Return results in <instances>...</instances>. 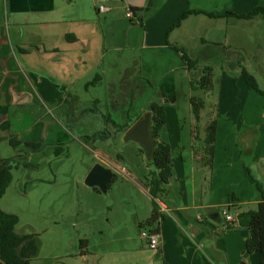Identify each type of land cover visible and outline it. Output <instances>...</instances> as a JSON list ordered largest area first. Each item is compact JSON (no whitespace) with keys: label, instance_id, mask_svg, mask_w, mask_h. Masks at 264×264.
Returning <instances> with one entry per match:
<instances>
[{"label":"crops","instance_id":"0c3cea01","mask_svg":"<svg viewBox=\"0 0 264 264\" xmlns=\"http://www.w3.org/2000/svg\"><path fill=\"white\" fill-rule=\"evenodd\" d=\"M99 3L100 0H0V146L9 144L11 137L41 145L48 140L59 141L53 138L56 132H65L59 125L61 120L74 124L80 132L84 110L93 103L87 104L84 94L103 84L109 76L108 66L118 68L120 74L115 76L125 80L121 88L130 87L131 100L134 86L141 96L147 86L155 90L153 101L165 103L168 124L161 130L160 140L171 143L176 152L174 179L156 199L159 212L165 216L155 227H150V232L160 236L158 251H151L146 240L144 247L139 248H131V243L124 247L109 245L110 242L102 240L93 249L84 240L87 253L85 256H81V250L77 253L80 264H240L241 261L249 264L251 256L246 253V241L250 213L262 202L263 195L256 191L246 175L245 164L240 162L244 148L241 136L247 137L246 151L253 146L252 166H259L263 174L264 144L249 145L252 142L249 130H238L242 122L239 114L238 120L230 116L237 108L233 102V80L223 73L205 91L209 120L203 128V148L195 152L182 146L183 122L175 108L187 96L180 88L187 84L192 90L193 74L177 48L197 61L200 69L213 67L214 63L221 65L222 60L236 68L234 62L240 59L244 66L243 48L232 45L228 29L250 25L261 18L244 20L210 15L223 16L230 12L244 15L264 6V0H113L107 3L109 11L103 14L97 11ZM126 3L133 8V20L125 16ZM187 12L199 14L189 15L180 27L173 29ZM232 47L235 49L231 50ZM130 66L136 68L133 85L129 82V72L133 69ZM97 74L104 76L101 83L89 85ZM243 79L239 76L236 81L245 87ZM117 96L112 102L118 103L119 108L102 106L107 100H94L100 101L104 113L110 115L105 125L122 132L118 125L125 127L128 120L132 122L140 114H133L134 117L126 112L125 94L123 99ZM195 99L191 95L187 99L192 121L191 144L198 134L192 112ZM76 118L78 122L72 121ZM202 119L201 116V122ZM22 120H29L24 129L18 126ZM213 122L216 134L211 156L204 150L208 128ZM0 154L3 155L1 147ZM96 154L106 168L130 174L119 163L122 157L116 159L104 151ZM95 164L88 166L84 179ZM90 189L91 198L100 201L102 193ZM144 190L151 197L146 186ZM230 201V213L237 219L236 229L232 231L226 228L223 216V209ZM152 213L153 210L141 226ZM67 214L71 212L64 209L62 215ZM75 225L73 222L72 226ZM99 234H102L100 230ZM130 238L125 236L112 242H131ZM261 261L262 257H257V263Z\"/></svg>","mask_w":264,"mask_h":264},{"label":"rangeland","instance_id":"374dc122","mask_svg":"<svg viewBox=\"0 0 264 264\" xmlns=\"http://www.w3.org/2000/svg\"><path fill=\"white\" fill-rule=\"evenodd\" d=\"M260 18V21L250 25L241 24L239 27L228 29L232 45L239 46L236 48H243L244 66L256 79L260 92L254 90L245 78L243 79L245 87L238 84L236 80L242 76L240 68H233L229 64L223 63V60L221 65L216 63L213 65V85L217 83L223 73L232 78L233 102L237 108L230 116L238 120L239 114L242 122L238 130L243 132L249 130L250 138L252 137V142L250 141L249 145L253 143L254 147L258 142L264 144V19ZM232 49L235 48L232 47ZM126 67L128 66L126 65ZM130 68L133 69L129 72V82L133 85L136 82V68L134 66H130ZM116 70L118 68L114 69L112 66H108L109 76L106 80L104 79L103 84L97 88H91L88 94H84L85 101H89L87 104L91 105L95 101L94 99L98 98L108 101L102 106L107 105L110 109L119 108V104L112 101L119 98L117 95L123 99L124 93L127 97V99L124 97V100L128 102L124 107L126 112L132 116L137 113L140 116L148 113V102L156 97L155 90L148 89L146 86L145 92L141 96L138 88L134 86L131 100L130 87L121 88L125 80H122L123 83L117 79L119 76H115V74L119 75L120 72ZM113 73L114 76H111ZM123 73H125V69ZM104 74L106 76V73ZM180 90L184 95H187L182 97L179 106L175 108L180 112L183 122L181 144L187 149H195L197 152L203 148V128L209 119L206 117L207 110L204 108L202 122L200 121L199 124L195 122L198 134L195 136L194 144H191L192 121L188 115L190 101L187 102V99L191 95L205 101V91L193 92L187 84ZM147 96L150 98L148 101ZM231 100L232 96L229 102L230 110L233 103ZM69 107L71 106L69 105ZM167 107L172 108L173 106L167 105ZM84 119L80 132L74 124L61 120L59 125L64 127L61 128L65 132H56L54 134L56 137L53 138L59 141L48 140L47 144L44 143V149L39 152H31L23 143L22 152L19 153L22 158L17 159L12 170L13 183L0 199V209L15 214L19 218L16 232L19 235H36L40 240V253L37 258L31 260L30 264H80L81 261L78 259L77 253L81 250L80 242L83 240L90 242L91 249L98 241L102 240L110 242L109 245L121 247L131 243L133 245L131 248L134 246L144 247L146 244L142 235L149 233L151 228L144 224L141 226V223L153 210V201L155 200L148 196L144 190L145 178L155 168L149 165L146 154L142 152L143 148L138 142L127 140L122 132L112 126H106L103 121L85 122ZM72 121L78 122L79 119L76 118ZM27 125H29V120H22L18 126L24 129ZM95 130H108L112 137L97 139L89 144L77 140L78 137L90 135ZM246 141L247 137L241 136L240 143L243 145L244 151L242 150L240 162L244 163V166L252 172V176L260 179L264 186V174L259 171V166H254L258 168L257 170L253 169L250 160L251 152L246 151ZM56 144L58 146L66 144L61 145L63 150L59 157L56 156ZM0 147L3 152L1 156L4 158L10 159L18 155V152L14 151L8 143H3ZM97 151H104L116 159L122 157L119 163L130 173L114 169L116 180L112 181L106 194L100 195V201L91 198L92 189L85 184L87 176L84 179L89 165L101 164L96 154ZM262 155L264 156V150H262ZM155 202L157 203V201ZM64 209L67 213L69 209L71 214L62 215ZM73 222L77 223L74 227L72 226ZM99 230L102 234H99ZM125 236L131 237L129 239L131 242L126 240L112 242L118 240L117 238L125 239ZM257 257L261 258L262 255H252L249 264H258ZM240 264H243V261Z\"/></svg>","mask_w":264,"mask_h":264},{"label":"trees","instance_id":"16d2710c","mask_svg":"<svg viewBox=\"0 0 264 264\" xmlns=\"http://www.w3.org/2000/svg\"><path fill=\"white\" fill-rule=\"evenodd\" d=\"M191 14H199L196 12H187L180 16L178 24L173 28H178L184 22L185 19ZM214 18H228L236 17L238 19L252 20L257 17H262L264 19V6L255 7L251 12L244 15H236L234 13H226L223 16L210 15ZM183 53V57L188 65V70L193 74V79L191 81V88L193 91L197 92L200 90L206 91L212 87V81L214 76V69L212 66H205L202 69L199 68V63L191 59L183 50L178 49ZM236 68L242 70V76L245 78L246 82L256 91L260 92L258 83L256 79L248 72V70L243 66L242 60H237L234 62ZM197 72V73H196ZM103 76L97 74L95 78L90 82L89 85H97L101 83ZM264 94V93H263ZM205 108V102L202 99H195V103L192 107V112L197 123H200L202 110ZM148 112L151 114V126L150 134L154 141V150L151 158L147 157L146 151L143 149L142 152L146 154L148 163L150 166L154 167L155 170L151 171L145 178V186L149 189L151 197L156 201L160 195L166 192V186L174 179V167H175V151L171 143H167L160 140V132L162 129L167 127L168 118L166 112V105L159 100H151L148 103ZM109 114L104 113L102 110L101 102L95 100L90 108L84 110V121L85 122H99L103 121L109 123ZM138 119H142V116H138ZM73 120V119H72ZM136 120H134V123ZM119 129L125 130V127L119 126ZM122 131V130H121ZM215 134H216V123L213 122L208 128L206 147L204 152H208L209 155H213L215 146ZM111 137L108 130H95L90 135H85L78 137L82 143L89 144L97 139L109 138ZM9 144L13 147L18 155L14 158L4 159L0 154V199L7 193L8 189L13 183V173L12 170L17 162V159H21L19 153L22 152L21 147L23 142L11 137ZM31 152H39L44 149L45 145L34 144V143H24ZM248 150L252 152L253 146ZM63 148L60 146L56 147V156L62 154ZM205 159L202 157V162ZM246 175L254 185L257 192L262 193L263 200L256 206V209L252 210L251 224L249 229V237L246 241V253L249 256L254 254L262 255L261 264H264V186L263 184L255 179L250 169L245 168ZM116 180V176L113 181ZM111 184L109 185V187ZM95 191L100 193L99 189L94 188ZM109 189V188H108ZM153 201V213L152 216L146 221L145 226L155 227L161 219L165 216L159 212V205ZM231 209V207L229 208ZM19 223V218L15 214L7 213L0 209V264H30L31 260L37 258L40 253L41 243L36 235H19L16 232V226ZM229 231L236 228L232 226H227ZM155 233V232H154ZM86 251V241H81V256H85Z\"/></svg>","mask_w":264,"mask_h":264},{"label":"water","instance_id":"95a60500","mask_svg":"<svg viewBox=\"0 0 264 264\" xmlns=\"http://www.w3.org/2000/svg\"><path fill=\"white\" fill-rule=\"evenodd\" d=\"M151 115L137 122L128 132L126 138L138 142L146 151L147 157L151 158L154 150V141L150 134ZM115 178L114 171L101 164H96L89 172L85 184L90 188H97L103 194L108 192L109 185Z\"/></svg>","mask_w":264,"mask_h":264},{"label":"built area","instance_id":"2783aa9c","mask_svg":"<svg viewBox=\"0 0 264 264\" xmlns=\"http://www.w3.org/2000/svg\"><path fill=\"white\" fill-rule=\"evenodd\" d=\"M113 1V0H100V3L97 6V11L99 14L107 13L109 11V8L107 6V3ZM126 8V18L129 20H133L135 18V13L133 11V8L128 3L125 4ZM232 201L224 207L223 209V216L226 222V228L227 226H232L236 228L237 226V219L230 213L229 207L231 206ZM142 238H144L147 241L148 247L151 251H158L160 247V236L157 233L149 232V233H143Z\"/></svg>","mask_w":264,"mask_h":264},{"label":"flooded vegetation","instance_id":"af4514ba","mask_svg":"<svg viewBox=\"0 0 264 264\" xmlns=\"http://www.w3.org/2000/svg\"><path fill=\"white\" fill-rule=\"evenodd\" d=\"M146 114H150L149 112L148 113H146ZM145 114V115H146ZM145 115H143L142 116V119L145 117ZM151 115V114H150ZM139 118V117H138ZM138 118H136L135 120H136V122L134 123V121H132V122H130V120H128V125L127 126H125V130H122V132H124V134H125V136H127V134H128V132L130 131V129L137 123V122H139L140 120H142V119H138ZM127 139V138H126ZM128 140V139H127Z\"/></svg>","mask_w":264,"mask_h":264}]
</instances>
